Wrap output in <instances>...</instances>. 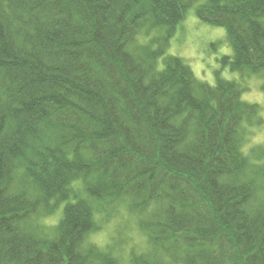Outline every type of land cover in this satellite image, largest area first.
<instances>
[{
  "label": "trees",
  "instance_id": "trees-1",
  "mask_svg": "<svg viewBox=\"0 0 264 264\" xmlns=\"http://www.w3.org/2000/svg\"><path fill=\"white\" fill-rule=\"evenodd\" d=\"M192 1L0 0V264H264L261 107L168 52L193 8L264 91V0ZM121 206L127 257L88 241Z\"/></svg>",
  "mask_w": 264,
  "mask_h": 264
},
{
  "label": "rangeland",
  "instance_id": "rangeland-1",
  "mask_svg": "<svg viewBox=\"0 0 264 264\" xmlns=\"http://www.w3.org/2000/svg\"><path fill=\"white\" fill-rule=\"evenodd\" d=\"M168 52L184 58L193 68L196 76L210 84H214L217 75L239 80L244 89V100L258 103L264 118V91L261 79L257 75H245V78L241 80L239 73L230 71L220 62L223 56L233 53L225 28L200 21L190 9L176 30ZM250 145L264 147V126L253 128V135L248 146ZM58 215L59 212L46 219L45 224L53 226ZM100 223V229L89 236L90 243L111 249L113 252L114 248L118 249L115 242L122 240V257L128 256L131 247L141 249L145 244V234L139 230L138 222L123 206L114 212L107 211Z\"/></svg>",
  "mask_w": 264,
  "mask_h": 264
},
{
  "label": "bare ground",
  "instance_id": "bare-ground-1",
  "mask_svg": "<svg viewBox=\"0 0 264 264\" xmlns=\"http://www.w3.org/2000/svg\"><path fill=\"white\" fill-rule=\"evenodd\" d=\"M196 1H197V2H196ZM196 1L193 0L192 2L195 4V3H199L201 0H196ZM194 4H193L192 6H194ZM192 10H193V8H192ZM193 12H194V11H193ZM183 20H184V19H183ZM182 22H183V21H182ZM182 22H181V24H182ZM179 26H180V24H179ZM179 26H178V27H179ZM178 27H177V29H178Z\"/></svg>",
  "mask_w": 264,
  "mask_h": 264
}]
</instances>
